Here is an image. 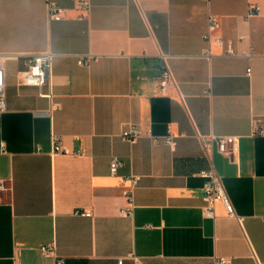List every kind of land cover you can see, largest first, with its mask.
<instances>
[{
	"label": "crops",
	"instance_id": "crops-1",
	"mask_svg": "<svg viewBox=\"0 0 264 264\" xmlns=\"http://www.w3.org/2000/svg\"><path fill=\"white\" fill-rule=\"evenodd\" d=\"M47 1L0 0V54L12 55L0 112V264H264V0H90L88 10L53 0L61 20ZM212 16L220 26L210 34L236 56L205 40ZM43 52L53 55L43 87L52 99L18 83L27 55ZM161 53L178 85L165 94ZM131 124L143 131L134 144L122 137ZM211 134L238 136L237 155L215 146L206 156L199 135ZM113 158L123 162L116 174ZM212 166L234 216L221 202L215 218L203 214L199 172ZM130 175L140 180L124 217Z\"/></svg>",
	"mask_w": 264,
	"mask_h": 264
},
{
	"label": "built area",
	"instance_id": "built-area-1",
	"mask_svg": "<svg viewBox=\"0 0 264 264\" xmlns=\"http://www.w3.org/2000/svg\"><path fill=\"white\" fill-rule=\"evenodd\" d=\"M49 17L52 20H61L64 17L65 9L60 7L55 1L48 0L47 1ZM81 8L83 10H88L90 8V0H81ZM257 6H252L250 9V15H254L257 11ZM219 22L212 16L209 19V30L205 35V40L209 43L214 42L219 46L225 47L224 56L233 57L236 56L237 53L233 47V44L229 40H224L221 36H212L210 34L211 30H216L219 28ZM248 56H253V53L250 52L247 54ZM163 60V67L159 76V82L161 86V93L165 94L170 87H178L177 81L173 74V71L170 67L169 59L171 56L167 54L161 53L160 55ZM207 58L212 56L211 51L207 50L204 55ZM12 57L9 54H0V112L6 110L7 101H6V71L5 64L8 58ZM29 57V65L28 68L24 71L19 72L18 74V83L20 85H31L39 88V96L45 98H53V93L51 91L45 92L43 91V87L50 84V69L53 55L50 52L43 53H35L27 55ZM93 57L87 56L85 58L79 59L80 65H88ZM251 69L247 70V73L250 75ZM183 99V97H182ZM264 134V130L260 131ZM153 140L154 143L159 142V138L152 135L151 132L147 133ZM143 136V131L140 128L139 124H131L127 128H125L122 132V137L134 144L137 140ZM177 135L173 134L171 131L165 136L164 141L169 145L171 150H175L177 145ZM203 150L205 155L210 157L214 147H217V150L226 155V156H235L239 151V137L238 136H227V135H208L203 136L199 135ZM55 152H61L63 150L62 144L57 138H54ZM123 166V162L118 158H113L110 166V171L112 174H116L118 170ZM199 176H201L205 181L203 185V206L202 211L205 217L215 218V207L217 202H221L227 213L231 216L235 215L234 207L223 187V184L212 166L207 170H202L199 172ZM140 180V176L130 175L124 179L125 186L123 187V196L126 199L125 206L122 207L120 213L124 217H132L134 214L135 202L133 191L134 188L137 187ZM5 190V184L1 183L0 185V201L1 194ZM84 216H91V212H83ZM41 253L44 255H48L55 250V245L48 244L43 245L40 248ZM122 261H119L121 264ZM57 264H63V260H59ZM216 264H229V260L227 258H218L216 260Z\"/></svg>",
	"mask_w": 264,
	"mask_h": 264
}]
</instances>
